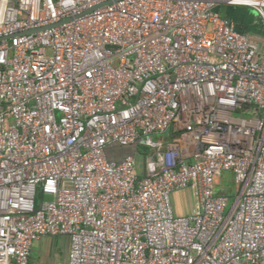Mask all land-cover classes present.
Here are the masks:
<instances>
[{"label": "built area", "instance_id": "built-area-1", "mask_svg": "<svg viewBox=\"0 0 264 264\" xmlns=\"http://www.w3.org/2000/svg\"><path fill=\"white\" fill-rule=\"evenodd\" d=\"M221 4L264 22V0H0V264L46 235L67 264H264V26ZM136 144L143 174L111 150Z\"/></svg>", "mask_w": 264, "mask_h": 264}, {"label": "rangeland", "instance_id": "rangeland-1", "mask_svg": "<svg viewBox=\"0 0 264 264\" xmlns=\"http://www.w3.org/2000/svg\"><path fill=\"white\" fill-rule=\"evenodd\" d=\"M220 12L231 18L237 25L238 29L249 32L252 35H262L264 22L261 16L252 8L245 6H228L221 4ZM172 136L171 130L165 132L164 137L169 139ZM154 140L159 138L158 135L153 136ZM114 147V146H113ZM117 158H121L128 151V148L115 146L111 149ZM140 155H138L137 171L139 174L144 173L145 155L149 153L150 148L141 145L139 148ZM220 194L228 195L230 198V205L237 197L236 183L234 175L231 172H226L217 186ZM194 202L193 192L190 188L179 189L172 194V203L177 214H184L188 211ZM70 238V237H69Z\"/></svg>", "mask_w": 264, "mask_h": 264}, {"label": "crops", "instance_id": "crops-1", "mask_svg": "<svg viewBox=\"0 0 264 264\" xmlns=\"http://www.w3.org/2000/svg\"><path fill=\"white\" fill-rule=\"evenodd\" d=\"M194 208L195 198L191 208L184 214L193 212ZM69 250L70 238L68 235H46L34 242L31 264H67Z\"/></svg>", "mask_w": 264, "mask_h": 264}, {"label": "trees", "instance_id": "trees-1", "mask_svg": "<svg viewBox=\"0 0 264 264\" xmlns=\"http://www.w3.org/2000/svg\"><path fill=\"white\" fill-rule=\"evenodd\" d=\"M242 31V30H241ZM264 31V30H263ZM140 147V145L139 144H136V145H134V146H132V147H130V148H128V151H126L127 153H129V152H135V151H137V148H139ZM144 147H146V146H144Z\"/></svg>", "mask_w": 264, "mask_h": 264}]
</instances>
